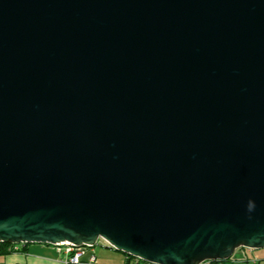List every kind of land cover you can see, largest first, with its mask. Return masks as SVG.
<instances>
[{
    "label": "water",
    "instance_id": "water-1",
    "mask_svg": "<svg viewBox=\"0 0 264 264\" xmlns=\"http://www.w3.org/2000/svg\"><path fill=\"white\" fill-rule=\"evenodd\" d=\"M100 239L264 248V0H0V242Z\"/></svg>",
    "mask_w": 264,
    "mask_h": 264
},
{
    "label": "crops",
    "instance_id": "crops-1",
    "mask_svg": "<svg viewBox=\"0 0 264 264\" xmlns=\"http://www.w3.org/2000/svg\"><path fill=\"white\" fill-rule=\"evenodd\" d=\"M264 249V248H263ZM244 251V250H243ZM242 250H237L238 254L243 255ZM262 249H250L249 255L258 259L257 264H264V252ZM95 253L96 264H128L127 256L118 250L112 249L104 244L89 248L88 254ZM66 254L60 252L52 244H29L27 253H11L0 255V264H67L65 263ZM133 261L130 263L132 264ZM71 264V263H69ZM203 264H214L211 261Z\"/></svg>",
    "mask_w": 264,
    "mask_h": 264
},
{
    "label": "built area",
    "instance_id": "built-area-1",
    "mask_svg": "<svg viewBox=\"0 0 264 264\" xmlns=\"http://www.w3.org/2000/svg\"><path fill=\"white\" fill-rule=\"evenodd\" d=\"M100 241H104L107 245H109L105 240L100 239ZM26 243H18L16 248H19V245H25ZM54 246L57 247V249L60 252H63L66 254L65 263L69 264H96L97 258L95 253H91L87 256L88 248L90 246H76L72 243H61V244H55ZM110 246V245H109ZM142 262V263H140ZM243 263V260H234L233 264H240ZM135 264H153L149 261L142 260L140 258H136ZM225 264V262L220 263Z\"/></svg>",
    "mask_w": 264,
    "mask_h": 264
},
{
    "label": "trees",
    "instance_id": "trees-1",
    "mask_svg": "<svg viewBox=\"0 0 264 264\" xmlns=\"http://www.w3.org/2000/svg\"><path fill=\"white\" fill-rule=\"evenodd\" d=\"M98 243L107 245L104 241H100ZM16 246H17V243L0 242V255L11 254V253H27L28 252V246H29V244L19 245V248L18 249L16 248ZM95 246H93V247H95ZM107 246L110 247V248H112V249H114L113 247H111L109 245H107ZM90 248H92V247H90ZM239 250H242V251L244 250L243 251V255L242 254H240L238 256H235L234 255L232 257V259L229 260V261H227V262H225V264H233L234 263V260H243V263H240V264H248V263H251V262L252 263L253 262H256L257 263L258 262V259H256V258H254V257H252V256L249 255L248 250H250V249L245 248V247H242ZM88 251H89V248H88ZM88 255L89 254L87 253V256ZM125 255L127 256L128 264H130L132 261H133L132 264H135V260H136L135 257H133L131 255H128V254H125ZM211 262L214 263V264L223 263V261H211ZM140 263H142V262H140Z\"/></svg>",
    "mask_w": 264,
    "mask_h": 264
},
{
    "label": "rangeland",
    "instance_id": "rangeland-1",
    "mask_svg": "<svg viewBox=\"0 0 264 264\" xmlns=\"http://www.w3.org/2000/svg\"><path fill=\"white\" fill-rule=\"evenodd\" d=\"M100 243H98L97 245H99ZM240 249V248H239ZM258 252H264V249H262V251H258ZM235 256H238V255H240V254H238L237 252H235V254H234ZM262 262H264V260L262 261ZM248 264H257L256 262H251V263H248Z\"/></svg>",
    "mask_w": 264,
    "mask_h": 264
}]
</instances>
